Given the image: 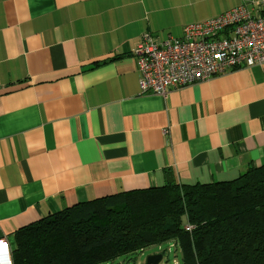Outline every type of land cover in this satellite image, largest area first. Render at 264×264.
Instances as JSON below:
<instances>
[{
  "label": "crops",
  "instance_id": "0c3cea01",
  "mask_svg": "<svg viewBox=\"0 0 264 264\" xmlns=\"http://www.w3.org/2000/svg\"><path fill=\"white\" fill-rule=\"evenodd\" d=\"M242 3L0 0V239L14 250L77 204L261 167L264 64L163 97L141 94L132 56L145 34L179 38Z\"/></svg>",
  "mask_w": 264,
  "mask_h": 264
},
{
  "label": "trees",
  "instance_id": "16d2710c",
  "mask_svg": "<svg viewBox=\"0 0 264 264\" xmlns=\"http://www.w3.org/2000/svg\"><path fill=\"white\" fill-rule=\"evenodd\" d=\"M167 243L182 264H264V164L77 204L18 230L12 253L15 264H115Z\"/></svg>",
  "mask_w": 264,
  "mask_h": 264
},
{
  "label": "built area",
  "instance_id": "2783aa9c",
  "mask_svg": "<svg viewBox=\"0 0 264 264\" xmlns=\"http://www.w3.org/2000/svg\"><path fill=\"white\" fill-rule=\"evenodd\" d=\"M132 56L141 94L163 97L236 68L262 65L264 0H243L216 18L186 26L179 38L159 41L145 34ZM12 252L8 240L1 238L0 264H15Z\"/></svg>",
  "mask_w": 264,
  "mask_h": 264
},
{
  "label": "rangeland",
  "instance_id": "374dc122",
  "mask_svg": "<svg viewBox=\"0 0 264 264\" xmlns=\"http://www.w3.org/2000/svg\"><path fill=\"white\" fill-rule=\"evenodd\" d=\"M164 252L163 259L160 264H182L180 250L174 247L171 243L162 245L161 247H151L144 250L131 258H123L115 264H145L146 258L150 255L161 254Z\"/></svg>",
  "mask_w": 264,
  "mask_h": 264
},
{
  "label": "water",
  "instance_id": "95a60500",
  "mask_svg": "<svg viewBox=\"0 0 264 264\" xmlns=\"http://www.w3.org/2000/svg\"><path fill=\"white\" fill-rule=\"evenodd\" d=\"M170 181V183H172V179L168 180ZM163 259V255L162 254H154V255H150L146 258V262L145 264H160L161 261Z\"/></svg>",
  "mask_w": 264,
  "mask_h": 264
}]
</instances>
